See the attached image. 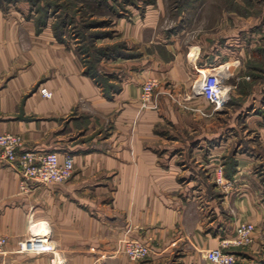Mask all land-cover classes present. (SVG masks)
I'll return each mask as SVG.
<instances>
[{
	"label": "crops",
	"instance_id": "0c3cea01",
	"mask_svg": "<svg viewBox=\"0 0 264 264\" xmlns=\"http://www.w3.org/2000/svg\"><path fill=\"white\" fill-rule=\"evenodd\" d=\"M168 49L174 54L170 61L157 57L146 65L121 58L106 64L121 86L106 96L84 75L73 50L56 43L42 48L30 22L0 10V134H22L28 148L71 154L75 161L69 181L25 191L21 174L1 159L0 149V233L9 240L0 264H50L47 254L19 250L20 242L42 227L51 231L67 264H174L167 254L173 247L185 252L176 264H210L206 253L234 240L239 223L264 221V201L248 185H241L237 196L209 193L211 174L229 149L225 141L210 142L217 139L215 130L188 125L191 117L181 118L165 95L142 106L148 78L192 94L209 68L195 52ZM215 49L218 60L223 49ZM217 64L210 63L211 69ZM47 70L42 86L50 97L40 91ZM189 101L209 104L197 94ZM170 122L175 126L164 125ZM185 133L194 137L184 142ZM238 157L239 176L250 162ZM128 236L159 249L150 258L132 260L122 252ZM253 237L240 251L228 249L245 258L248 250L262 248L260 228Z\"/></svg>",
	"mask_w": 264,
	"mask_h": 264
},
{
	"label": "rangeland",
	"instance_id": "374dc122",
	"mask_svg": "<svg viewBox=\"0 0 264 264\" xmlns=\"http://www.w3.org/2000/svg\"><path fill=\"white\" fill-rule=\"evenodd\" d=\"M0 10L30 22L41 35L42 48L56 43L73 50L84 75L103 88L106 96L121 87L106 70L110 62L129 58L151 65L157 57L170 61L174 54L168 46L197 53L199 63L209 68L192 86L193 95L189 89L175 92L158 77L144 83L157 79L155 96L170 98L181 118L191 117L188 125L215 130L217 139H210L211 143L229 144L224 160L207 184L210 194L233 192L237 196L241 185H248L259 192L258 200L264 201V0H0ZM25 43L31 49V44ZM215 47L223 49L217 52L218 60ZM214 62L219 64L212 69L223 66L221 71L214 70L223 77L227 100L220 109L205 101H189L196 95L201 74ZM43 72L41 93L48 90L42 86L48 80V70ZM164 125L175 126L171 122ZM5 134L21 135L26 144L22 134ZM181 137L187 142L194 135L185 133ZM239 154L248 157L250 163L242 167L246 173L238 176ZM255 226L262 232V248L248 250L239 264H264V221ZM131 239L128 236L126 240ZM122 248L127 254L125 246ZM149 248L146 258L159 249ZM235 249L241 250L237 246ZM184 253L182 248L173 247L167 254L176 264Z\"/></svg>",
	"mask_w": 264,
	"mask_h": 264
},
{
	"label": "built area",
	"instance_id": "2783aa9c",
	"mask_svg": "<svg viewBox=\"0 0 264 264\" xmlns=\"http://www.w3.org/2000/svg\"><path fill=\"white\" fill-rule=\"evenodd\" d=\"M202 75V74H201ZM196 94L202 95L216 109L222 108L226 103L223 77L219 72H212L201 76ZM157 79H150L142 86L141 100L144 108L149 106L153 99ZM46 97L52 92L43 89ZM1 159L18 171L22 176V189L27 191L34 185L62 183L69 181L75 173V161L71 154L64 157L58 152H46L30 149L26 146L21 135H0ZM256 226L250 222H241L236 226V237L222 246L209 250L206 259L214 264H239L238 255L230 251V245L237 247L250 246L254 242L253 234ZM8 238L0 235V255L6 252ZM21 252H33L49 255L50 264H67L65 254L59 249L47 227L34 228L31 235L20 242ZM125 251L133 259L139 260L148 257L150 248L139 240H126Z\"/></svg>",
	"mask_w": 264,
	"mask_h": 264
},
{
	"label": "bare ground",
	"instance_id": "6f19581e",
	"mask_svg": "<svg viewBox=\"0 0 264 264\" xmlns=\"http://www.w3.org/2000/svg\"><path fill=\"white\" fill-rule=\"evenodd\" d=\"M222 69H223V66L215 68V69H207L204 71L203 75H207V74H210L211 72H215V71H221Z\"/></svg>",
	"mask_w": 264,
	"mask_h": 264
},
{
	"label": "trees",
	"instance_id": "16d2710c",
	"mask_svg": "<svg viewBox=\"0 0 264 264\" xmlns=\"http://www.w3.org/2000/svg\"><path fill=\"white\" fill-rule=\"evenodd\" d=\"M57 35H59V34H57ZM59 37V36H58ZM59 38H61V37H59Z\"/></svg>",
	"mask_w": 264,
	"mask_h": 264
}]
</instances>
